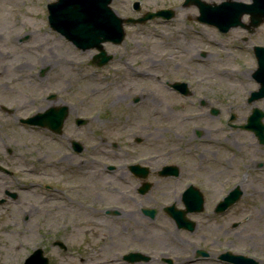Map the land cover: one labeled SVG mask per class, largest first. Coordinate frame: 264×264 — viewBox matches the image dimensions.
Returning <instances> with one entry per match:
<instances>
[{
    "label": "flooded vegetation",
    "instance_id": "obj_1",
    "mask_svg": "<svg viewBox=\"0 0 264 264\" xmlns=\"http://www.w3.org/2000/svg\"><path fill=\"white\" fill-rule=\"evenodd\" d=\"M246 32L243 41L255 33ZM168 47L161 44V49ZM111 54L114 59L115 54ZM12 60V56L0 57V205L21 199L23 174L28 169L25 130L29 127L41 139L50 140L46 150L50 161L44 168L42 163L48 154L42 143L37 144L32 169L38 190L35 214L37 218L43 213L50 217L51 231L56 236L51 247L70 259L62 264L218 261L213 250H207L208 257L197 253L204 249L202 240H206L202 221L213 223L218 216L216 207L233 189L244 191L243 199L251 189L252 194L247 196H259L264 185V96L257 92L258 87L247 91L242 100L247 108L242 112L234 109L233 96L224 89H213L212 96H202L199 79L189 80L182 89L166 87L187 99L182 103L186 113L179 119V131L172 130L177 140L171 141L179 145L170 147L165 142L159 143L156 150H136L135 146L145 143L150 134L134 136L135 146L131 147L123 138L131 135L132 123L118 122L111 125L110 131V120L99 119L93 125L95 119L77 109L86 110L88 105L86 96L80 98L76 92L83 86V79L75 82L73 76L61 75L51 80L55 75L49 65L38 67V61ZM201 74L205 76V72ZM28 82L35 89L31 101L38 108L31 115L50 108H67L61 133L25 124ZM45 90L46 95H38ZM44 102L48 104L42 107ZM157 112L155 108L150 114ZM160 116L166 119L164 114ZM205 119L216 121L218 126L211 122L208 128L194 126ZM250 124L260 128L248 129ZM219 132L230 135L221 138L218 145L225 149V155L213 148L217 141L213 134ZM110 133L119 142L110 145Z\"/></svg>",
    "mask_w": 264,
    "mask_h": 264
},
{
    "label": "rangeland",
    "instance_id": "obj_2",
    "mask_svg": "<svg viewBox=\"0 0 264 264\" xmlns=\"http://www.w3.org/2000/svg\"><path fill=\"white\" fill-rule=\"evenodd\" d=\"M53 1L56 0H0V57L12 56L15 63L38 61V67L49 65L51 73L55 75L51 80L61 75L73 76L75 82L83 79V86L80 85V90L76 92L80 98L86 96L88 105L86 110L82 111L79 106L77 109L81 110L83 116L95 119L93 125L99 119L110 120V131L113 130L111 125L118 122L132 123L133 128L129 131L131 135L123 138V142L131 147L135 146L133 138L150 134L145 143L135 146L136 150H156L159 143L165 142L170 147L179 145L171 141L177 140L172 130L179 131V119L186 113L182 103L187 99L183 100L174 91L166 89L167 82L172 84L199 79L202 96H212L213 89H224L230 93L229 96H233L234 109L241 112L247 108L242 101L247 91L258 87L251 78L257 68L252 48L255 44L264 46V25L243 42V38L248 36L243 28L231 29L223 34L214 26L200 22L198 7L184 5L185 0H113L111 7L124 19H138L147 12L156 13L159 10L172 11L173 16L170 19L158 17L144 23L125 24L126 35L120 45L104 44L107 54L113 52L115 58L107 66L99 68L90 64L97 50H80L50 28L48 3ZM202 1L219 4L226 0ZM136 2L139 3V10L134 7ZM178 8L191 9L193 15L181 14ZM243 21L248 23V16ZM161 44L169 47L161 49ZM200 53L206 56L201 57ZM201 72H205V76ZM31 85L28 82L25 108L28 116L38 110L31 101L36 96ZM46 91H40L38 95H46ZM135 99L138 100L136 105L133 104ZM41 104L45 107L48 102ZM155 108L158 109L157 114L151 115V110ZM162 114L165 120L160 119ZM210 122L218 126L212 119L200 120L194 126L208 128ZM162 134L165 138L160 139ZM110 135L112 138L109 143L112 145L113 141L118 140L114 139L115 134ZM213 135L217 138L213 148L225 155V149L218 145H221V138L229 134L219 132ZM39 143L43 144L44 152L49 150L50 140L41 139L39 133L27 127L26 167L30 171L24 170L20 201L0 205V264H24L36 248L44 249L50 264H62L69 259L63 252L51 247L56 236L51 231L50 217L43 213L37 218L35 214L38 190L32 169ZM106 147L111 146L107 144ZM46 153L48 155L43 160V168L50 161L49 153ZM46 171L50 172L51 169ZM260 190L259 196L254 197L247 196V193L252 194V189L245 192L237 205L226 214L218 215L213 223L202 221V233L206 236V240H202L204 249L213 250L215 254L227 250L253 257L258 264H264V185ZM201 264L222 263L203 259Z\"/></svg>",
    "mask_w": 264,
    "mask_h": 264
},
{
    "label": "water",
    "instance_id": "obj_3",
    "mask_svg": "<svg viewBox=\"0 0 264 264\" xmlns=\"http://www.w3.org/2000/svg\"><path fill=\"white\" fill-rule=\"evenodd\" d=\"M113 0H57L48 5L49 24L51 28L66 39L73 42L81 50L96 48L100 51L94 59H101L97 66L105 65L111 57H106L103 43L113 42L120 44L125 38L124 23L145 22L151 18H171L172 12L163 10L157 13L148 12L141 19H123L118 17L110 7ZM197 5L201 16L199 20L217 26L227 32L233 27L245 26L241 19L245 14L250 15L251 25L258 27L264 22V0H252L251 4L228 0L221 4H209L202 0H186L185 5ZM259 69L256 78L262 83L260 93L264 94V48H257ZM94 63V62H93ZM180 87L179 83L174 84ZM256 116V115H253ZM66 117L65 111L57 112L52 109L46 113L26 119L29 125H40L55 132H60ZM242 195L238 189L230 193L224 202L218 206V212H224L237 203ZM203 256H208L201 251ZM220 259L230 264H258L254 258L232 252L222 253ZM25 264H49V258L44 256L42 249L31 254Z\"/></svg>",
    "mask_w": 264,
    "mask_h": 264
},
{
    "label": "bare ground",
    "instance_id": "obj_4",
    "mask_svg": "<svg viewBox=\"0 0 264 264\" xmlns=\"http://www.w3.org/2000/svg\"><path fill=\"white\" fill-rule=\"evenodd\" d=\"M148 5H150V3H148ZM177 10L178 11L180 10L181 14L186 13V14H189V15H193V13H191V9L181 10V9L178 8ZM177 22H178V20H177Z\"/></svg>",
    "mask_w": 264,
    "mask_h": 264
}]
</instances>
